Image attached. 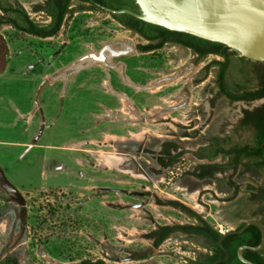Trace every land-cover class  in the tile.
I'll list each match as a JSON object with an SVG mask.
<instances>
[{"label": "rangeland", "instance_id": "374dc122", "mask_svg": "<svg viewBox=\"0 0 264 264\" xmlns=\"http://www.w3.org/2000/svg\"><path fill=\"white\" fill-rule=\"evenodd\" d=\"M16 1L35 24L46 26L49 23L44 14L33 10L44 0ZM71 7L85 10L75 12L51 39L41 40L9 26L0 27V167L19 191L26 208L25 232L16 244L22 227L21 216L12 209L0 189V259L11 255L19 264H72L96 259L105 264H184V260L192 259L201 249L178 235L154 251L152 259L146 263L127 256L148 249L149 243L143 235L149 233L152 226L141 209L162 224L191 223L172 209L158 207V202L178 200L191 207L213 230L224 233L248 219L252 209L248 187L263 182L249 180L240 173L236 177L214 176L196 182L189 177L196 163L188 156L181 165L155 177L159 170L154 167L151 154L164 137H175L176 141L184 138V129H192L186 133L190 140L180 142L187 149H195L215 137L232 139L230 131L241 111L253 109L262 102L231 106L224 101H213L208 107L204 101L212 97L214 77V70L210 69L204 84L193 91L191 104L175 113L170 111L183 104L170 83L156 87L162 81L155 80L159 76H151L148 82L152 85L143 88L152 91L143 93L145 101L137 105L141 118L128 104L97 103L92 115H88L84 103L72 104L70 99H65L61 104L57 88L62 85L61 79L67 80V97L72 96L73 86V76L61 77V70L105 45L121 47L143 43L102 11H89L87 5L76 0ZM167 48L165 59L171 60L170 55L175 59V62L170 61L169 69L181 67L192 59V55L177 47ZM89 60L83 62L84 65L90 64ZM215 60L207 58L199 68ZM253 63L233 54L227 74L228 85L254 89L257 66ZM4 65L6 68L1 70ZM154 65L147 58L143 60L146 69ZM44 78L47 85L39 93L36 105V94ZM103 105L112 109L109 113L112 120L104 119L100 131L95 130L94 134L88 131L74 138L80 129L90 128V122L96 123L100 114L107 115ZM74 106L80 107L74 110L79 113L78 117L72 114ZM120 109L125 114L119 112ZM17 112L24 118L15 123ZM41 114L44 116L42 124ZM119 117L126 118L125 127L124 122H118ZM87 118L89 124L85 126ZM74 119L79 124L74 125ZM239 138L244 140L246 135L241 134ZM86 141L94 142L86 144ZM98 141L105 145L100 146ZM76 142L74 148L79 151L60 150V146ZM139 145L144 146L141 155L137 152ZM90 162L96 166L92 167ZM60 166L64 169H57Z\"/></svg>", "mask_w": 264, "mask_h": 264}, {"label": "flooded vegetation", "instance_id": "af4514ba", "mask_svg": "<svg viewBox=\"0 0 264 264\" xmlns=\"http://www.w3.org/2000/svg\"><path fill=\"white\" fill-rule=\"evenodd\" d=\"M15 2L17 1L13 0L12 3L14 4ZM81 4L87 5L88 7L90 6V4L87 3ZM134 10L135 12H139L137 7H135ZM35 13L44 14L42 12ZM48 19L50 22V18ZM120 26L128 30L135 37L141 39L143 43H137L134 46L123 45L121 47L105 45L100 49L91 50V52L87 54L91 56L89 60L90 64L84 65V63H81L69 72L63 71L62 74H60L61 77L65 75L66 78L68 76H73V86H71L70 89V92H72V96L67 97L65 95L67 80L61 79L62 85L57 86V88L60 89V95L58 96V98L60 99L61 104H64L65 99H70L72 104L84 103L87 105L88 115H92L94 105L97 103L106 105L128 104L130 105L133 112L137 115V117L141 118L142 113L140 112V109L137 107V105L142 101H145L144 96L142 95L143 93L152 91L144 90L143 88H147L152 85V82H148L151 76H159L155 80L162 81H160V83L157 84L156 87H160L162 83H170V85H172L171 88H173V92H175L177 96V99H179L183 104L181 107L170 111V113H175L191 104L194 97L192 94L193 91L197 88H200L204 84L210 69L214 70V77L212 81L213 93L212 97H210L209 100L205 99V105L211 107V102L213 103V101L215 103L218 101H224L225 104L231 106L244 104L248 105L250 103L259 102V100L250 102V98H248L250 97V90L243 89L237 85L234 87L228 85L227 74L230 67L231 56L229 57V66L226 74H224L222 66L213 64L214 62L226 61V57L223 56V53L220 49L213 48L204 44H199L196 48H192L189 46L190 41L183 40L182 36H180L179 34H171L161 31L141 33L130 30L122 25ZM9 27L15 30L11 26ZM24 35L30 36L28 34ZM167 47H177L181 51L187 52L188 55H192L191 61L184 62L181 67L172 66L170 69L167 68V66L171 65L170 61L175 62V59L172 58L173 55H170L171 60L165 59V57L168 56L166 50L169 48ZM210 57L216 60L210 61V63L206 67L199 68L200 64ZM145 58H147L148 61L154 62V67L150 69L144 68L143 60ZM191 74L193 75L191 76ZM183 79L186 80L182 81ZM98 89L99 91H97ZM173 92L171 91V93ZM204 92L205 89H203V93ZM240 96H245L246 100H239ZM74 107L75 108H73L72 114L78 117L77 115L79 113L75 112L78 111L80 107ZM101 107L104 109L107 115L100 114L99 120L96 123H94L93 121L90 122L92 126L90 128H87L86 130H84V128L80 129L79 131H77L74 138H76L78 134H84L88 131H91L94 134L95 130L100 131L99 127L103 126V124L101 123L104 121V119L109 118V120H112L111 116L109 115V113L112 112V109L104 105ZM60 109H63V105L60 106ZM253 109H243L241 111L240 118L237 120L233 129L230 131L233 137L232 139H224L221 136L215 137L208 142L205 141L204 143L199 144L195 149H187L185 145L180 142L182 140H190V138L187 137L188 135H186V133L189 134V130L192 129H184L182 132V136H184V138L178 139L179 141H176L175 137H164V140L159 143L155 152L151 154L153 156L152 161L154 163V167H157L159 170L156 171L157 176L155 177H160L159 175H162L164 172L178 165H181L184 161L185 156H188L190 160L196 163V166L193 168V170L189 172V177L196 182H203L208 179H212L214 176L222 178L225 176L227 177V175H234V177H236L239 173L242 175H246L249 180H254V178L250 176V147H252V142H250V126L244 124L246 116ZM120 111L125 114L124 110L120 109L119 112ZM196 112H198V110H196ZM86 120L87 121L85 122V126H88L89 119L87 118ZM117 120L118 122H120V124L121 122H124L123 126L125 127V122L127 121L126 118L119 117ZM141 121L143 122V119ZM114 122L115 121H113L112 123ZM74 123L72 124H79L76 119H74ZM43 125H45V123ZM131 125L136 126L139 125V123H131ZM80 126H83V124H80ZM241 134L246 135V138L244 140H241L239 138ZM90 142L94 141H89L86 144ZM77 143L78 142L72 144L71 146H60V150L71 153L77 152L79 151V149L74 148ZM97 143L100 146L105 145L100 141H98ZM86 151L89 152V150ZM143 151L144 146L139 145L137 147L138 154L141 155ZM76 162H78L77 159ZM133 163L137 166L134 161ZM89 164H91L92 167L96 166L93 162H90ZM208 165L215 167L214 174L211 177H207L206 166ZM57 169L63 170L64 167L60 166L57 167ZM258 181H262L263 183L259 184L258 186L249 185L248 187V201L252 209L250 211L248 219L241 223L236 229H234L236 231L239 230L249 220L257 221L264 228V211L260 212L259 214H254L258 205L250 201V193L252 192L250 190V187H264V176H261ZM232 189L235 190V186H232ZM158 203L160 204V206H158L159 208L167 207L169 209H172L173 211H176L177 213L186 217L188 221L192 222L179 223L173 221L172 223L162 224L154 221L150 213L144 211L145 209L142 208L141 210L143 211L141 212L145 214L152 226V229L149 231V233L143 235L145 241L149 243L147 245L148 249H145L146 251L142 253L136 251L131 253V255L127 254V256L139 263H146L152 259L151 255L154 251L159 250L171 237L178 235L184 237L188 242L194 243L201 249V251L195 253V256L192 259L188 258L187 260H184V264H207L206 255L213 254V250H210L212 248L211 243L203 236V232L205 230V225L207 222L199 214L193 211L191 207L185 205L181 201L166 200V202ZM11 207L21 216L19 208H14L12 205ZM136 209H138V207H136ZM193 227H197L198 230H192L191 228ZM249 227L239 235H231L234 236V238L228 239L225 242L224 247L222 245L221 247H219L217 241L218 252L216 253V260L213 264H237V262L241 263L237 257L238 249L243 246H250L252 242H260L261 240L259 230L255 227V232V230L251 229V227L254 226ZM226 232L227 231H225L224 233ZM224 233L219 234L222 235ZM228 237L230 236H227L226 238ZM231 250H233L235 254L236 261H230ZM246 251L247 250L242 251L241 254L243 258L249 261L250 259L244 257L243 255ZM97 261L104 262L101 259H96L90 262L94 263Z\"/></svg>", "mask_w": 264, "mask_h": 264}, {"label": "water", "instance_id": "95a60500", "mask_svg": "<svg viewBox=\"0 0 264 264\" xmlns=\"http://www.w3.org/2000/svg\"><path fill=\"white\" fill-rule=\"evenodd\" d=\"M88 1L110 16H131L173 33L222 45L248 61L264 63V0H134L139 12L114 10L92 0ZM90 58L89 55L84 56L66 69L72 70ZM66 69L61 70V73ZM45 84L46 81H43L37 91L36 105L38 95ZM259 102L263 103L264 100ZM0 189L4 191L8 202L14 208L20 209L22 227L17 244L25 232V202L19 191L8 181L1 167ZM249 226L259 230L261 240L256 247L243 246L238 249L237 257L242 264H253L243 258L242 251L256 253L263 249L264 228L257 221L249 220L239 230L227 231L218 240V246L221 247L227 236L239 235Z\"/></svg>", "mask_w": 264, "mask_h": 264}, {"label": "trees", "instance_id": "16d2710c", "mask_svg": "<svg viewBox=\"0 0 264 264\" xmlns=\"http://www.w3.org/2000/svg\"><path fill=\"white\" fill-rule=\"evenodd\" d=\"M72 1L74 0H45L42 5L35 6V12H42L47 18H50L51 20L46 26L39 27L29 19L26 11L18 2H15L13 4L6 0H0V27L11 26L19 33L28 34L41 40L54 38L75 12H81L85 10L83 7L72 8ZM76 1L90 4L88 0ZM92 1L96 4H100L114 10L127 9L135 12L134 8L137 7L134 3V0ZM88 10L100 11V9L91 4L88 7ZM111 17L120 25L136 32L151 33L161 31L171 34H179L180 36H182L183 40L190 41L189 46L192 48H196L199 44H204L213 48L220 49L223 53V56L226 57V61L214 62L213 64L222 66L224 74H226L229 66V57L235 54V52L227 49L222 45L203 41L185 34L173 33L162 28L146 24L131 16L119 15ZM253 64L254 66H257L254 71L256 87L250 90V97H248L250 98V102L264 100V63L254 62ZM239 100H246V97L240 96ZM244 124L250 126V142H252V147H250V176H252L255 181H258L261 176H264V102L250 111V113L246 116ZM206 169L207 177H211L214 174L215 167L208 165L206 166ZM250 190L252 191L250 193V201L258 205L254 214H259L260 212L264 211V187H250ZM191 229L196 231L198 230L197 227H193ZM251 229L255 230L256 232L255 227H251ZM203 236L211 243L212 248L210 250H213L212 255H206V262L207 264H213L216 260V253L218 252L217 241L220 239L221 235L206 223ZM231 238H234V236L226 238L221 245L224 247L225 242ZM258 244L259 241L252 242L250 244V247H256ZM243 255L244 257L249 258V261L253 264H264L263 250L256 253L246 251ZM230 261H236L233 250L230 251ZM0 264L19 263L16 257L9 255L4 257L3 259H0ZM72 264H104V262L97 261L92 263L89 260H83L78 263ZM237 264L241 263L237 262Z\"/></svg>", "mask_w": 264, "mask_h": 264}, {"label": "crops", "instance_id": "0c3cea01", "mask_svg": "<svg viewBox=\"0 0 264 264\" xmlns=\"http://www.w3.org/2000/svg\"><path fill=\"white\" fill-rule=\"evenodd\" d=\"M51 39V38H50ZM6 68V65H4V67H2V69L1 70H4ZM43 81H46V84H45V86L43 87V88H45L46 87V85H47V80L44 78V80ZM52 81H56V79H53ZM42 84V83H41ZM42 88V89H43ZM42 91V90H41ZM40 91V92H41ZM31 115V114H30ZM15 116H16V119L14 120V122L15 123H17V122H20L24 117V115L22 114V113H20V112H17V113H15ZM41 116V120H40V124H42L43 122H44V116H42V114L40 115ZM29 121L28 122H30L31 121V117L28 119ZM14 122H13V124H14Z\"/></svg>", "mask_w": 264, "mask_h": 264}]
</instances>
